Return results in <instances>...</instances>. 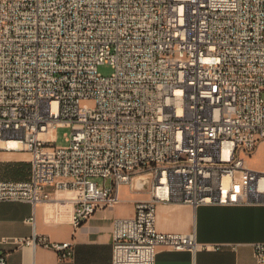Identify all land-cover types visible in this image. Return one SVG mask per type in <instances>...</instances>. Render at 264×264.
I'll use <instances>...</instances> for the list:
<instances>
[{
  "label": "built area",
  "instance_id": "2783aa9c",
  "mask_svg": "<svg viewBox=\"0 0 264 264\" xmlns=\"http://www.w3.org/2000/svg\"><path fill=\"white\" fill-rule=\"evenodd\" d=\"M263 93L264 0H0V151L32 154L27 179L0 178V202L71 191L78 227L142 178L150 199L115 221L112 264L207 249L195 232H160L157 205L264 204V171L247 166ZM0 242L75 254L37 233ZM254 256L264 264V242Z\"/></svg>",
  "mask_w": 264,
  "mask_h": 264
},
{
  "label": "crops",
  "instance_id": "0c3cea01",
  "mask_svg": "<svg viewBox=\"0 0 264 264\" xmlns=\"http://www.w3.org/2000/svg\"><path fill=\"white\" fill-rule=\"evenodd\" d=\"M32 154L29 151H0V178L25 180L29 177ZM247 166L264 171V141ZM75 193L52 190L49 200L36 204L0 202V241L3 237L46 235L53 241H71L75 254L60 259L58 253L42 246L18 247L0 242V257L8 264H112L114 223L135 215V205L150 199L148 188L123 185L119 201L100 209L76 227L72 216ZM34 217V222L29 219ZM157 228L164 233L195 232L207 249L175 250L159 247L156 264H258L254 245L264 242V204L199 205L162 202L157 205Z\"/></svg>",
  "mask_w": 264,
  "mask_h": 264
},
{
  "label": "rangeland",
  "instance_id": "374dc122",
  "mask_svg": "<svg viewBox=\"0 0 264 264\" xmlns=\"http://www.w3.org/2000/svg\"><path fill=\"white\" fill-rule=\"evenodd\" d=\"M98 70L104 76H110L113 73V67L109 63L101 64L99 66ZM263 96H264V93H263ZM71 131H72V129L69 126H60V127H58L56 129L55 136L57 138L56 145L58 147H66V146H68L69 142L67 141L66 135L70 134ZM241 176L244 177L243 174L240 173L238 175V179H239V181L242 182V177ZM96 181L99 182L100 184L104 183L103 179H100V178L96 179ZM107 185L108 186L111 185V181L110 180L107 181Z\"/></svg>",
  "mask_w": 264,
  "mask_h": 264
},
{
  "label": "water",
  "instance_id": "95a60500",
  "mask_svg": "<svg viewBox=\"0 0 264 264\" xmlns=\"http://www.w3.org/2000/svg\"><path fill=\"white\" fill-rule=\"evenodd\" d=\"M136 184H137L136 185L137 188H140V189H145V188L149 187L148 180H145V179H142V178L137 179Z\"/></svg>",
  "mask_w": 264,
  "mask_h": 264
},
{
  "label": "bare ground",
  "instance_id": "6f19581e",
  "mask_svg": "<svg viewBox=\"0 0 264 264\" xmlns=\"http://www.w3.org/2000/svg\"><path fill=\"white\" fill-rule=\"evenodd\" d=\"M9 145H14L13 143H10Z\"/></svg>",
  "mask_w": 264,
  "mask_h": 264
}]
</instances>
